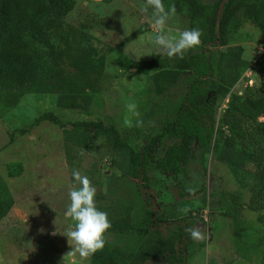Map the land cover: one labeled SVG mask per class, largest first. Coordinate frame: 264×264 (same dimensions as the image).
I'll list each match as a JSON object with an SVG mask.
<instances>
[{
	"label": "rangeland",
	"instance_id": "rangeland-1",
	"mask_svg": "<svg viewBox=\"0 0 264 264\" xmlns=\"http://www.w3.org/2000/svg\"><path fill=\"white\" fill-rule=\"evenodd\" d=\"M74 1L58 28L54 63L30 46L35 57V76L30 86L21 92L0 88V194L13 201L0 219V264L82 263L62 235L71 230L63 213L69 190L79 186L73 180L74 171L95 187L94 202L99 210L107 205L129 204L132 221L148 215L155 218L157 212L167 218L175 200L186 201L185 208L192 210L189 217L198 216L188 217V227L198 231L201 239L194 240L190 234L185 264H262L264 223L259 216L263 211L243 208L240 235L236 237L232 218L222 213L219 202L230 193L238 194L243 202L250 197L249 188L241 187L229 167L228 160L235 152L212 139L209 148H194L196 157L185 172L173 175L149 166L148 185L144 188L132 176L128 148L115 143L109 124L121 134L122 130L137 129L156 132L159 126L153 127L151 119L146 118L153 101L147 97L154 94L150 80L153 70L129 66L135 60L169 58L152 43L157 27L151 9L141 11L143 0ZM164 28L173 33L190 30L186 16L177 13L168 17ZM200 45L189 51L195 52ZM219 48L223 51L221 75L231 87L217 100L215 126L229 94L240 93L259 75L260 64L264 63V33L237 15L229 26L227 44ZM176 88L182 93L184 84ZM46 111L68 123L62 128L48 121L28 125ZM90 119H101L107 126H78V122ZM28 126L25 133L16 132ZM14 131V139L9 142ZM170 142L163 140L156 157ZM11 165L20 166L13 176L7 173ZM151 227L149 231L168 234L159 223ZM147 232L146 228L132 234L107 230L103 249L123 250L128 255L144 244ZM92 260L91 256L83 264H92ZM148 264L169 263L157 257Z\"/></svg>",
	"mask_w": 264,
	"mask_h": 264
},
{
	"label": "trees",
	"instance_id": "trees-1",
	"mask_svg": "<svg viewBox=\"0 0 264 264\" xmlns=\"http://www.w3.org/2000/svg\"><path fill=\"white\" fill-rule=\"evenodd\" d=\"M74 4V0H0V88L21 92L30 86L35 76V57L30 46L44 52L48 61L54 63L58 54L60 22ZM162 4L165 10L174 8V13L186 16L189 29H199L200 43L207 47L200 45L195 52L187 50L182 58L173 60L157 57L129 64L132 69L153 70L150 80L154 94L147 96L153 101L146 118L151 119L153 127L159 125L156 132L137 129L133 132L122 130L121 134L117 127L108 124L115 133V143L128 148L132 176L139 179L140 187L144 188L148 185L149 166L173 175L185 172L196 157L194 148L205 150L212 139L215 144L220 142L235 152L228 164L241 187L249 188L250 197L248 202H243L238 194L230 193L226 201L221 197L223 202H219L222 213L232 218L234 235L239 237V215L243 208L263 211L259 219L264 223V119L259 120V117L264 118V63L260 64L259 75L253 84L244 86L240 93L229 94L215 126L217 100L231 87L221 75L223 51L219 47L227 44L229 26L237 15L264 33V0H162ZM179 84H184L182 93L176 92ZM42 121L61 128L68 123L46 111L28 125L35 126ZM29 126L16 132L23 134ZM78 126L97 129L107 125L101 119H90L78 122ZM214 132L218 136L214 137ZM14 135L15 131L9 142ZM166 138L171 142L162 155L156 157L157 148ZM19 170V165H11L7 173L13 176ZM185 202L175 200L166 213L167 218L157 212L155 218L148 215L134 221L130 219L129 204L102 207L100 210L107 213L111 224L108 230L132 234L146 228L148 232L144 244L130 250L128 255L123 250L121 253L112 248L109 251L103 249L92 256V264H148L157 257L164 258L169 264H185V253L191 247L188 219H198L197 215L189 217L192 210L185 208ZM12 203L10 197L0 194V219ZM153 223L168 229V234L163 235L161 230L155 229L149 231ZM180 242L182 246L178 247Z\"/></svg>",
	"mask_w": 264,
	"mask_h": 264
},
{
	"label": "clouds",
	"instance_id": "clouds-1",
	"mask_svg": "<svg viewBox=\"0 0 264 264\" xmlns=\"http://www.w3.org/2000/svg\"><path fill=\"white\" fill-rule=\"evenodd\" d=\"M149 9H151V16L157 27L152 43L157 48L164 50L169 58L173 56L182 58L184 52L200 44L201 32L199 29L193 28L173 33L164 28L168 17L174 14V8L165 11L162 0H143L141 11L147 12ZM152 53L161 54L160 52ZM72 176L79 186H74L68 192L69 202L63 215L65 219L70 221L71 230L62 235L66 236L72 252L78 256L83 264L84 261L104 248L106 244L105 233L111 224L107 213L99 210L95 205V187L78 172L74 171ZM56 232L58 231L56 230ZM191 237L194 240L201 239L200 233L195 230L191 231Z\"/></svg>",
	"mask_w": 264,
	"mask_h": 264
},
{
	"label": "water",
	"instance_id": "water-1",
	"mask_svg": "<svg viewBox=\"0 0 264 264\" xmlns=\"http://www.w3.org/2000/svg\"><path fill=\"white\" fill-rule=\"evenodd\" d=\"M175 195L178 197L177 190H175Z\"/></svg>",
	"mask_w": 264,
	"mask_h": 264
}]
</instances>
